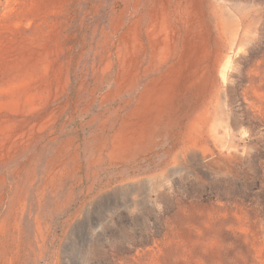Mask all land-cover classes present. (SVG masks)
Here are the masks:
<instances>
[{
  "label": "rangeland",
  "instance_id": "374dc122",
  "mask_svg": "<svg viewBox=\"0 0 264 264\" xmlns=\"http://www.w3.org/2000/svg\"><path fill=\"white\" fill-rule=\"evenodd\" d=\"M0 264H264V0H0Z\"/></svg>",
  "mask_w": 264,
  "mask_h": 264
}]
</instances>
